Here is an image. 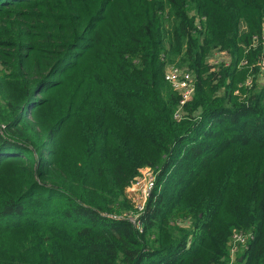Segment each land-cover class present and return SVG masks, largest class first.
I'll list each match as a JSON object with an SVG mask.
<instances>
[{"label": "trees", "instance_id": "trees-1", "mask_svg": "<svg viewBox=\"0 0 264 264\" xmlns=\"http://www.w3.org/2000/svg\"><path fill=\"white\" fill-rule=\"evenodd\" d=\"M263 30L264 0H0V264H264Z\"/></svg>", "mask_w": 264, "mask_h": 264}, {"label": "built area", "instance_id": "built-area-1", "mask_svg": "<svg viewBox=\"0 0 264 264\" xmlns=\"http://www.w3.org/2000/svg\"><path fill=\"white\" fill-rule=\"evenodd\" d=\"M261 46L263 49V53L261 59L258 61L257 64H252V66H248L250 69L249 74L244 83L240 84V86H245L251 88L253 85V81L255 78V74L251 73L253 71V67H258L257 77L264 79V30L261 35H255L253 41L249 48H257ZM226 53H219L216 52L213 57H215L216 62L218 63L219 60H222L223 56H226ZM247 60H242L239 66L242 68L247 65ZM229 64V62H227ZM166 79L172 84L173 88L180 92L181 98V106L177 111L176 117H179L182 113V107L187 101L191 100L194 93H195V78L192 72L188 69L181 68L175 64H169L166 72ZM236 93H240L239 89ZM157 175L151 167H145L141 171V176L132 181L130 185V189L135 192H141L143 201L139 204L137 209L134 208V211L129 214V219L135 223L138 227H141V223L138 219L139 215L143 213L146 206V201L148 197L153 192L155 185H156ZM248 240V235L244 234L243 232H236L232 235L230 240V245L232 247V252L235 254L237 247L240 244H246Z\"/></svg>", "mask_w": 264, "mask_h": 264}, {"label": "rangeland", "instance_id": "rangeland-1", "mask_svg": "<svg viewBox=\"0 0 264 264\" xmlns=\"http://www.w3.org/2000/svg\"><path fill=\"white\" fill-rule=\"evenodd\" d=\"M208 62L210 64H213L214 62H216L215 60V57L210 56V58L208 59ZM167 68H168V65L166 66L165 68V77H166V72H167ZM131 185V184H130ZM130 185L129 187L126 189V194H127V198L129 199L131 205L133 208L137 209V207L139 206V204L141 203V201H143V198H142V193L141 192H135V191H132L130 189ZM147 202V201H146Z\"/></svg>", "mask_w": 264, "mask_h": 264}, {"label": "water", "instance_id": "water-1", "mask_svg": "<svg viewBox=\"0 0 264 264\" xmlns=\"http://www.w3.org/2000/svg\"><path fill=\"white\" fill-rule=\"evenodd\" d=\"M242 259V258H241Z\"/></svg>", "mask_w": 264, "mask_h": 264}]
</instances>
